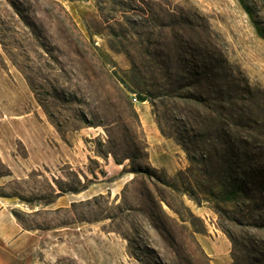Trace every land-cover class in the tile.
I'll use <instances>...</instances> for the list:
<instances>
[{"label": "rangeland", "instance_id": "rangeland-1", "mask_svg": "<svg viewBox=\"0 0 264 264\" xmlns=\"http://www.w3.org/2000/svg\"><path fill=\"white\" fill-rule=\"evenodd\" d=\"M0 143L49 162L0 156L39 236L1 264H264V182L216 197L264 180V39L239 0H0ZM78 178L113 193L51 210Z\"/></svg>", "mask_w": 264, "mask_h": 264}, {"label": "crops", "instance_id": "crops-1", "mask_svg": "<svg viewBox=\"0 0 264 264\" xmlns=\"http://www.w3.org/2000/svg\"><path fill=\"white\" fill-rule=\"evenodd\" d=\"M28 150V157L23 161L17 160V156L11 154V159L8 157V154L4 151L2 144L0 143V156L2 157L5 164H8L13 168V163L20 166L23 165L27 170H33L36 167L40 166H49V162L43 161H32V153L30 150V145L26 144ZM37 150L41 152L45 157H49V146H41V144L36 145ZM31 160V162H30ZM29 163V164H26ZM14 176L17 175V172L14 171ZM119 184L120 182H115ZM106 183H93L92 186L85 192L80 194H66L60 198H56L55 202L49 205L51 210H58L61 208H67L72 204H76L83 200H93L94 198L113 193V188L107 186L106 190L100 189L97 193H92L93 188L96 186H102ZM115 184V185H116ZM107 185V184H106ZM114 185H112L113 187ZM120 187V186H119ZM18 207L12 199L0 197V264L1 259L5 254H22L27 253L32 250L35 244L38 242V234L36 231L27 230L23 225L18 221L14 215V210ZM49 210V208H48Z\"/></svg>", "mask_w": 264, "mask_h": 264}, {"label": "trees", "instance_id": "trees-1", "mask_svg": "<svg viewBox=\"0 0 264 264\" xmlns=\"http://www.w3.org/2000/svg\"><path fill=\"white\" fill-rule=\"evenodd\" d=\"M239 2L243 6L244 10L249 15V17L251 18L258 36H260L261 38L264 39V30L260 27L258 22H256L254 20V16H253L252 11L249 8V6L245 3L244 0H239ZM138 99L140 100L141 103H145L148 100L146 95L144 96V95H141V94L138 95ZM186 150L189 151V148H186ZM127 159H130L131 161L133 160L132 157H128ZM191 160L193 161L194 159L191 157ZM115 161H116V163L118 165H123V162L119 161L117 158H115ZM2 166H4L5 172L0 174V178L1 177H8V176H12L13 175V173L11 172V170L9 168L5 167L4 164H2ZM229 170H230V173H231L232 172L231 169H229ZM133 173H135L137 175L138 174L150 175V171H149L148 168H146L145 170L142 169V168H138V169L135 168L133 170ZM230 177L232 178L233 176H230ZM262 177H263L262 176V172H258V173L246 172L245 173V179L242 181V185H241L240 190L238 188H236L235 183H232V184H230L229 192L227 191V195H224V189L222 188V190H220V192H219V195L216 194V197L217 198L220 197L221 200H233V199L239 197L242 192L244 193V191H248L247 187L250 184H252L253 187H256L257 184H259V183L262 184L264 182ZM170 185H171V187L175 188L174 184L171 183ZM58 187H59V192H55V196L56 197L54 199L60 198L61 196H64L66 194H80V193L85 192V191H87L89 189V186L86 185V184H82V182H81V180L79 178H78V187H76V186H63V185H58ZM251 191H252V189H251ZM261 196H263V195H261ZM0 197L8 198V196H5L2 193H0ZM103 197H104L103 195H100V196L94 198V200H97L98 198H103ZM263 200H264V197H263ZM52 203H54V200L49 201V203L47 205H51ZM14 215L18 219V221L23 225V227L25 229L29 230L25 226V222H24L22 216L20 214L16 213V212H14Z\"/></svg>", "mask_w": 264, "mask_h": 264}, {"label": "built area", "instance_id": "built-area-1", "mask_svg": "<svg viewBox=\"0 0 264 264\" xmlns=\"http://www.w3.org/2000/svg\"><path fill=\"white\" fill-rule=\"evenodd\" d=\"M133 101H134V103H139V99H138L137 95H133Z\"/></svg>", "mask_w": 264, "mask_h": 264}]
</instances>
